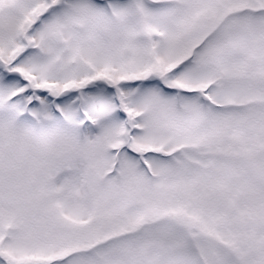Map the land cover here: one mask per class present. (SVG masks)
Returning <instances> with one entry per match:
<instances>
[{
    "label": "snow or ice",
    "instance_id": "obj_1",
    "mask_svg": "<svg viewBox=\"0 0 264 264\" xmlns=\"http://www.w3.org/2000/svg\"><path fill=\"white\" fill-rule=\"evenodd\" d=\"M0 264H264V0H0Z\"/></svg>",
    "mask_w": 264,
    "mask_h": 264
}]
</instances>
